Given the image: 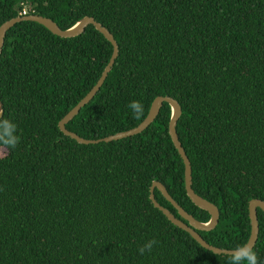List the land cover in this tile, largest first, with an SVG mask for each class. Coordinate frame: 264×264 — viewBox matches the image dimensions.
I'll return each instance as SVG.
<instances>
[{
	"label": "trees",
	"instance_id": "1",
	"mask_svg": "<svg viewBox=\"0 0 264 264\" xmlns=\"http://www.w3.org/2000/svg\"><path fill=\"white\" fill-rule=\"evenodd\" d=\"M23 16L61 30L92 17L111 33L118 57L66 129L103 139L137 127L155 97L176 99L192 189L219 211L213 231L198 234L220 249L247 243L248 204L264 202V0H0V26ZM111 54L91 25L69 39L33 22L6 33L0 119L16 125L19 142L0 143V264H228L231 255L200 247L149 200L159 182L185 213L209 222L186 195L166 102L145 131L120 141L81 145L60 132ZM154 197L180 220L156 189ZM257 218L252 250L264 264L259 209ZM151 239L158 243L140 255Z\"/></svg>",
	"mask_w": 264,
	"mask_h": 264
},
{
	"label": "water",
	"instance_id": "2",
	"mask_svg": "<svg viewBox=\"0 0 264 264\" xmlns=\"http://www.w3.org/2000/svg\"><path fill=\"white\" fill-rule=\"evenodd\" d=\"M21 22H33L37 23L40 26L44 27L48 30L52 35L57 36L59 38L69 39L75 38L81 35L88 26H93L97 32H99L104 39L109 42L112 46V54L111 57L104 68L103 72L101 73L100 78L96 82V84L91 88V90L86 94V96L77 103L75 107H73L59 122L58 128L60 132L70 139L76 141L78 144L81 145H97L99 143H110L113 141H120L126 138H130L136 135L141 134L145 131L156 119L160 112V108L164 102H166L170 107V119L168 123V134L171 139V142L177 151L178 155L180 156L183 165H184V188L189 201L194 205L196 208L203 212H207L210 216L209 222L207 224H201L196 221L193 217L189 216L187 213L183 211L179 207V205L172 199V197L167 192L166 188L159 182L154 181L149 189V200L151 201L154 208L158 209L167 221L176 227L177 229L181 230L182 232L189 235V237L197 243L203 249L215 254V255H231L234 249H225V248H216L208 243H206L198 233H209L213 231V229L217 226L219 222V211L217 207L208 202L207 200L198 197L196 193L192 189V170L191 164L188 156L184 148L182 147L181 142L179 141V137L176 131V124L181 115V106L178 101L170 96H157L153 100L148 114L146 118L135 128L130 129L125 132H120L115 135H111L105 137L103 139L98 140H86L73 132H70L66 129V125L73 120L75 116L78 115L80 110L84 108L99 92L100 88L104 84L108 74L110 73L115 60L118 57V46L116 41L114 40L111 33L103 27L101 24L97 23L92 17H84L80 19L74 26L67 30H61L56 23L52 20L40 16H23V17H16L10 19L3 23L0 26V56L2 54V49L4 46L5 36L6 33L13 28L16 24ZM2 116V105L0 103V117ZM157 190L163 198L171 204L174 210L177 212V215L180 220L176 219L169 210L162 207L158 202L155 200L154 197V190ZM260 210L264 214V202L261 200L253 199L248 204V218L250 221V235L247 243L251 248H253L258 240L259 234V224L257 218V210Z\"/></svg>",
	"mask_w": 264,
	"mask_h": 264
},
{
	"label": "clouds",
	"instance_id": "3",
	"mask_svg": "<svg viewBox=\"0 0 264 264\" xmlns=\"http://www.w3.org/2000/svg\"><path fill=\"white\" fill-rule=\"evenodd\" d=\"M128 108L132 110L136 118H139L143 112V105L139 100L131 101ZM15 131L16 125L14 123L7 119H0V143L14 148L19 142V137L14 135ZM157 243L158 241L155 239L148 240L138 248L139 254L150 253ZM228 264H260V262L257 253L248 244H244L235 246Z\"/></svg>",
	"mask_w": 264,
	"mask_h": 264
},
{
	"label": "rangeland",
	"instance_id": "4",
	"mask_svg": "<svg viewBox=\"0 0 264 264\" xmlns=\"http://www.w3.org/2000/svg\"><path fill=\"white\" fill-rule=\"evenodd\" d=\"M1 154H2V153H1ZM1 154H0V155H1Z\"/></svg>",
	"mask_w": 264,
	"mask_h": 264
}]
</instances>
